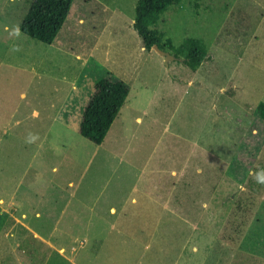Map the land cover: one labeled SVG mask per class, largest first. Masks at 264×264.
Masks as SVG:
<instances>
[{"label":"rangeland","instance_id":"374dc122","mask_svg":"<svg viewBox=\"0 0 264 264\" xmlns=\"http://www.w3.org/2000/svg\"><path fill=\"white\" fill-rule=\"evenodd\" d=\"M30 1L0 0V264H264V0L161 17L195 71L142 52L137 0H73L51 45L14 31ZM110 78L129 95L97 146L71 112Z\"/></svg>","mask_w":264,"mask_h":264},{"label":"trees","instance_id":"16d2710c","mask_svg":"<svg viewBox=\"0 0 264 264\" xmlns=\"http://www.w3.org/2000/svg\"><path fill=\"white\" fill-rule=\"evenodd\" d=\"M181 1L137 0L133 30L146 52L156 45L177 58L175 62L195 71L203 61L200 43L187 39L180 49H176L172 40L165 37V33L158 27L161 17ZM72 2L73 0H31L19 24L20 33L44 45H51L69 15ZM94 89L96 96L83 109L84 118L79 134L93 144L100 145L124 105L129 87L121 80L110 78L106 81L98 80ZM256 112L264 121V103L257 105Z\"/></svg>","mask_w":264,"mask_h":264},{"label":"water","instance_id":"95a60500","mask_svg":"<svg viewBox=\"0 0 264 264\" xmlns=\"http://www.w3.org/2000/svg\"><path fill=\"white\" fill-rule=\"evenodd\" d=\"M152 50L155 51L161 57H163L164 65L166 68H168L170 62L178 60L177 58L172 56L170 53L160 50L156 45L152 47Z\"/></svg>","mask_w":264,"mask_h":264},{"label":"crops","instance_id":"0c3cea01","mask_svg":"<svg viewBox=\"0 0 264 264\" xmlns=\"http://www.w3.org/2000/svg\"><path fill=\"white\" fill-rule=\"evenodd\" d=\"M79 23H83V19H81V18H79ZM19 27V26H18ZM136 33V32H135ZM137 35V34H136ZM142 52H146L145 50H144V48H143V46H142ZM154 52V51H153ZM147 53H149V52H147ZM156 53V52H155ZM128 95H129V93H128ZM126 101V100H125ZM67 112H68V115H65V117L66 116H70L71 114L73 115V116H77V118H78V120H80L79 122H78V124H79V128H80V125H81V123H82V121H83V118H84V114H83V112L82 113H78V114H76V113H73V112H71V114H69L70 112L67 110ZM65 114V113H64ZM73 119V118H72ZM136 121L137 122H140V119L137 117L136 118ZM67 122L65 121V124H66ZM77 124V125H78ZM98 146V145H97Z\"/></svg>","mask_w":264,"mask_h":264},{"label":"clouds","instance_id":"9594fccd","mask_svg":"<svg viewBox=\"0 0 264 264\" xmlns=\"http://www.w3.org/2000/svg\"><path fill=\"white\" fill-rule=\"evenodd\" d=\"M14 31L19 34V27L17 26ZM255 177L258 183L264 184V170H260L255 173Z\"/></svg>","mask_w":264,"mask_h":264}]
</instances>
